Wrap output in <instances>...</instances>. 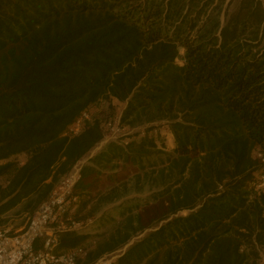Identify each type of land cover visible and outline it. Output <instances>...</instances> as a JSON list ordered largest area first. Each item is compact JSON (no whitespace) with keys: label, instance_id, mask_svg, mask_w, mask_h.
<instances>
[{"label":"trees","instance_id":"16d2710c","mask_svg":"<svg viewBox=\"0 0 264 264\" xmlns=\"http://www.w3.org/2000/svg\"><path fill=\"white\" fill-rule=\"evenodd\" d=\"M101 101L125 105L136 132L81 167L80 228L56 251L84 246L77 264L117 252L113 264H259L264 0H0V226L21 204L33 216L104 142L100 117L68 134ZM163 125L172 151L157 145ZM131 179L153 191L125 200ZM97 214L107 238L88 248Z\"/></svg>","mask_w":264,"mask_h":264},{"label":"built area","instance_id":"2783aa9c","mask_svg":"<svg viewBox=\"0 0 264 264\" xmlns=\"http://www.w3.org/2000/svg\"><path fill=\"white\" fill-rule=\"evenodd\" d=\"M120 119L119 117L116 122L123 129ZM90 120L89 110L83 111L69 127L68 134H80L82 127L84 128ZM81 123L83 125L80 131H77ZM114 126L109 122L105 124V140H110L112 135L116 134ZM162 127L169 129L166 125ZM108 129H112L110 134L107 133ZM80 170L75 166L73 172L62 180L50 197L29 218L25 227L17 231L0 229V264H77L79 258L87 255L84 246L61 253L56 251L60 234L80 227V224L72 220L69 211L71 206L78 202L73 195V189L80 178ZM114 261V258L101 257L93 264H113Z\"/></svg>","mask_w":264,"mask_h":264},{"label":"rangeland","instance_id":"374dc122","mask_svg":"<svg viewBox=\"0 0 264 264\" xmlns=\"http://www.w3.org/2000/svg\"><path fill=\"white\" fill-rule=\"evenodd\" d=\"M124 108H125V105L119 104L118 102H113V104L111 105L106 101H101L98 104H96L95 107H93L92 109L89 110L91 120L94 117H100L103 120H105L104 123L107 121L109 123H112L113 125H115L114 129L116 131V134L112 135L110 140H104V142L100 146H98L88 158H86L84 161L80 162L77 165L79 170L91 157H94L103 148V146L106 145L108 142L119 141L120 139H124L125 140L124 143L126 145V142H127L126 138L128 140V136H130L132 133L136 132V131L129 130L127 128V126H124L125 129L124 128L121 129L118 126L116 121L119 119V117L121 118V114H122ZM82 125H83V123H81V126H80V128L77 129V131L78 130L80 131ZM162 128L163 127L158 128V129L154 130V132H153L154 136L158 137L157 138V145L163 146L164 144H162V143L164 142L165 143L164 146H167L169 148V150L172 151L175 147L174 137H173V135L169 129H162ZM82 129H83V127H82ZM110 130H112V129H110ZM110 130L108 129L107 133L110 134ZM105 132H106V130H105ZM143 134L144 133H142L140 135V137H143ZM140 137H138L137 139L139 140ZM26 159H27V155L23 153V154H18V155L13 156L9 161H14V162L19 163V164H24L26 162ZM262 163H264V160L262 161ZM261 180L264 181V178H262ZM6 184H7L6 179L0 178V186H6ZM135 185H136V179H131L129 181V185H128V187H129V189L127 191L128 193L124 197L125 200L133 199L135 197H139V198L144 199V198H146L147 195H149L151 193V191H153L149 188V186L148 187L145 186L142 188H141V186H139L138 188H141V190H137ZM261 186L264 188V182L262 183ZM121 201H124V200H121ZM118 205H120V203L110 204V206H112V207L118 206ZM75 206L76 205L73 206L74 212H75V210H77V208L75 209ZM100 216L101 215L98 216V214H97L96 217H94L93 219H91L88 222V225H87L88 230L89 231L93 230V232H94L92 235L93 239L89 238V240H87L85 243L88 248L92 247L93 245L95 246V244L93 243L94 241H97V242L99 240L103 241L107 238V236L105 238H102V234L100 235L99 232L95 231L96 230L95 227L98 226L97 221L100 218ZM30 217H32V213L30 211L25 210V204H21V205L17 206L16 208H14L13 210L9 211L8 213H6L4 215L5 223L3 226H0V229H7V230L9 229L12 231H17V230L26 226ZM119 253L120 252L112 253V254H106L103 257H107L108 259L114 258L116 260L119 256ZM259 264H264V251L261 254V261L259 262Z\"/></svg>","mask_w":264,"mask_h":264}]
</instances>
